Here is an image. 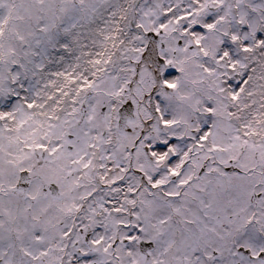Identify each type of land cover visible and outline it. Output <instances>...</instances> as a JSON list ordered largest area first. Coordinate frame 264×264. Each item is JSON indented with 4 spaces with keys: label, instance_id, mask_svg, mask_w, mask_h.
Wrapping results in <instances>:
<instances>
[{
    "label": "snow or ice",
    "instance_id": "snow-or-ice-1",
    "mask_svg": "<svg viewBox=\"0 0 264 264\" xmlns=\"http://www.w3.org/2000/svg\"><path fill=\"white\" fill-rule=\"evenodd\" d=\"M0 264H264V0H0Z\"/></svg>",
    "mask_w": 264,
    "mask_h": 264
}]
</instances>
